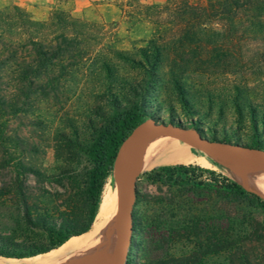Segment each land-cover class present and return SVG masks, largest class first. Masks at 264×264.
<instances>
[{"label":"rangeland","instance_id":"rangeland-1","mask_svg":"<svg viewBox=\"0 0 264 264\" xmlns=\"http://www.w3.org/2000/svg\"><path fill=\"white\" fill-rule=\"evenodd\" d=\"M111 1L116 3V16L104 17L103 9L94 6L80 16L59 8L37 20L17 0H0V32L7 42L26 39L21 14L47 23L55 12L66 13L87 25L85 60L69 71L56 91L23 99L13 81L14 65L2 71L0 187L9 190L0 193L3 248L44 249L51 226L79 228L86 223L85 174L91 163L85 154L73 159L62 150L61 136L90 140L91 126L99 122L98 113L108 112V101L124 102L130 87L143 81L149 82L150 113L143 126L151 136L137 140L129 156L137 162L139 146L158 134L186 141L197 149V157L211 162L206 169L264 196L263 156L240 154L220 160L173 132L191 130L225 150L243 153L253 140L264 145V0H242L241 9L231 8L225 0H102L98 5ZM55 31L43 34L51 38ZM171 165L177 164H159L138 173V196L133 193L131 200L122 264H130L134 257L187 256L198 249V236L204 234L230 239L234 246L202 264H233L232 253L241 256L253 247L255 255L246 264H264V245L249 241L253 221L263 218L255 202L213 187L181 188L142 177ZM17 173L29 188L28 208L11 188Z\"/></svg>","mask_w":264,"mask_h":264},{"label":"trees","instance_id":"trees-1","mask_svg":"<svg viewBox=\"0 0 264 264\" xmlns=\"http://www.w3.org/2000/svg\"><path fill=\"white\" fill-rule=\"evenodd\" d=\"M241 1L225 0L231 8L236 9L243 7ZM186 6L195 9L188 3ZM167 7L165 5L150 6L149 8L165 9ZM21 21L27 31V34L24 33L26 35L25 40L16 43L7 42L3 38V32H0V81L3 80L4 66L14 65L16 76L13 81L16 91L20 93V96L22 95L23 99H28L31 95L36 94L48 95L58 89L70 70L77 68L84 62L86 51L84 39L87 25H82L81 22L66 13L59 14L58 12H55L47 23L34 22L25 14H21ZM48 29L56 30L51 38L43 34ZM149 73L152 71L149 70ZM145 82L131 86L129 97L124 102H120L117 98L108 101V112L98 113L99 122L91 126L92 136L90 140L80 142L75 135L61 136L60 148L62 150L66 149L73 159L85 154L91 163L85 174L86 223L79 228L51 226L46 230L48 245L44 249L27 250L20 246H9L8 248L0 246V258L21 260L45 254L62 247L71 238L81 236L92 229L105 188L108 181L114 176L116 161L122 147L135 130L150 118L146 104L149 82L146 84ZM226 141L223 140V142ZM246 146L250 150L264 152V145L258 140H253ZM142 177L154 183L181 188L186 186L213 187L253 200L262 211L263 218L253 221V231L249 235V241L251 244L257 241L262 246L264 245V196L261 193L247 190L239 182L223 177L213 170L193 165L161 166L150 172H145ZM11 188L23 206L28 208L29 188L22 180L21 173H17L13 177ZM3 191L9 190L5 186L4 188L0 187V193ZM135 194L138 196L137 186L135 187ZM73 224L76 225V222ZM132 231L134 235L138 233L135 224ZM198 238L200 243L198 249L187 256L154 260H137V257H134L130 264H202L207 257L231 251L234 246V242L230 239L214 238L208 234H204L202 237L199 235ZM256 250V247L250 251L244 250L241 256L239 253L237 255L232 253L233 264L251 263Z\"/></svg>","mask_w":264,"mask_h":264},{"label":"bare ground","instance_id":"bare-ground-1","mask_svg":"<svg viewBox=\"0 0 264 264\" xmlns=\"http://www.w3.org/2000/svg\"><path fill=\"white\" fill-rule=\"evenodd\" d=\"M150 134V129L142 126L125 142L116 161L114 177L105 188L95 222L88 233L73 237L62 247L44 256L38 255L21 261L8 259L6 263L0 260V264H120L126 243L125 225L128 222L133 197V192L130 191L129 204L122 209L120 189L125 175L130 170L128 162L130 150L137 140H142ZM139 147H141L137 158L139 171L159 164H197L204 168L211 167L207 157H197L194 154L197 149L188 142L168 138L162 134L148 138ZM156 153L159 154L158 158L154 156ZM260 174L264 184V170L260 171ZM250 186L247 185L248 188H251ZM261 192L264 193V186Z\"/></svg>","mask_w":264,"mask_h":264},{"label":"water","instance_id":"water-1","mask_svg":"<svg viewBox=\"0 0 264 264\" xmlns=\"http://www.w3.org/2000/svg\"><path fill=\"white\" fill-rule=\"evenodd\" d=\"M143 125H141L140 127H142ZM137 129L135 130V132L137 131ZM173 132L177 134L180 138L189 139L193 142H197L200 146L203 147V149L208 154L220 160L226 159L227 157L231 155H240V154H259L264 157V152L255 151V150H248L247 152L245 151L244 153L241 151L225 150L219 147L215 142L209 139L202 138L197 132H194L191 130L179 128V129H174ZM134 133L131 136H133ZM135 144L136 143H134V145ZM134 145L132 149L134 148ZM128 162L130 164V170L125 175L124 180L121 185V189H120V199H121L122 209L125 208V206L129 204V200H128L129 192L132 191L133 193H135L136 181L138 179V173H139L138 164L132 156H129ZM130 220H131V208L128 213V222L125 225L126 229L128 228V224ZM125 232H124V235H125ZM124 260H125V252L123 248L122 260L120 264H122Z\"/></svg>","mask_w":264,"mask_h":264},{"label":"crops","instance_id":"crops-1","mask_svg":"<svg viewBox=\"0 0 264 264\" xmlns=\"http://www.w3.org/2000/svg\"><path fill=\"white\" fill-rule=\"evenodd\" d=\"M102 0H69L68 3L62 0H17V5L25 11L29 12L37 20L46 19L49 14L55 9H65L71 11L74 15L80 16L87 12H91L94 6L101 8L104 11V17H107L106 13H110L116 16L117 6L116 3L100 4L98 2Z\"/></svg>","mask_w":264,"mask_h":264}]
</instances>
